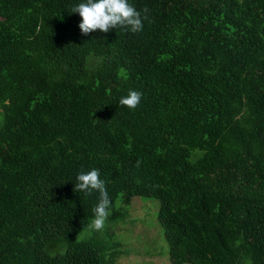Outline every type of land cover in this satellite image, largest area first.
Listing matches in <instances>:
<instances>
[{"label": "trees", "instance_id": "trees-1", "mask_svg": "<svg viewBox=\"0 0 264 264\" xmlns=\"http://www.w3.org/2000/svg\"><path fill=\"white\" fill-rule=\"evenodd\" d=\"M80 2L0 0V264H117L133 196L171 264H264V0H129L142 31L88 35Z\"/></svg>", "mask_w": 264, "mask_h": 264}, {"label": "clouds", "instance_id": "clouds-1", "mask_svg": "<svg viewBox=\"0 0 264 264\" xmlns=\"http://www.w3.org/2000/svg\"><path fill=\"white\" fill-rule=\"evenodd\" d=\"M142 11L147 13L148 9ZM70 13H78L80 17L78 28L83 35L96 30L107 33L110 29L139 33L143 29V21L148 19L147 15L142 16L141 12L136 10L129 0H82L71 7ZM141 98L140 91L130 89L126 96L119 99V104L133 110L139 106ZM100 177L101 173L96 168L81 172L76 176L73 188L76 193L98 194L97 203L92 208L93 218L86 225L92 231L104 228L112 207L105 181Z\"/></svg>", "mask_w": 264, "mask_h": 264}, {"label": "rangeland", "instance_id": "rangeland-1", "mask_svg": "<svg viewBox=\"0 0 264 264\" xmlns=\"http://www.w3.org/2000/svg\"><path fill=\"white\" fill-rule=\"evenodd\" d=\"M122 221L109 228L120 240L117 264H171L167 246L157 221L158 201L154 198L133 196L123 205ZM188 264V263H185Z\"/></svg>", "mask_w": 264, "mask_h": 264}]
</instances>
